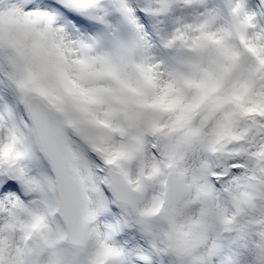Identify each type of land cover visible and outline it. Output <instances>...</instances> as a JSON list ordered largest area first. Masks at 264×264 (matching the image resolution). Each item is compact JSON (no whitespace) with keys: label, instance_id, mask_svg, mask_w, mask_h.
<instances>
[{"label":"snow or ice","instance_id":"1","mask_svg":"<svg viewBox=\"0 0 264 264\" xmlns=\"http://www.w3.org/2000/svg\"><path fill=\"white\" fill-rule=\"evenodd\" d=\"M154 3L144 11L167 9ZM228 7L206 16L246 23L259 65L236 62L161 123L142 85L173 75V53H151L134 0L0 3V264H264V31L249 34L239 0ZM94 10L130 35L78 33L74 13Z\"/></svg>","mask_w":264,"mask_h":264},{"label":"clouds","instance_id":"2","mask_svg":"<svg viewBox=\"0 0 264 264\" xmlns=\"http://www.w3.org/2000/svg\"><path fill=\"white\" fill-rule=\"evenodd\" d=\"M246 23L225 21L208 15L198 26L182 25L169 38L173 50V75L156 73V87L143 86L150 110L158 112L160 122L179 121L202 98L205 91L215 92L226 85L228 70L236 62L245 60L259 65L251 51L241 43ZM182 69L186 79L176 80L175 70ZM172 80L174 83L169 84ZM179 88L180 91L175 89ZM243 89L233 90L228 100L235 101Z\"/></svg>","mask_w":264,"mask_h":264},{"label":"rangeland","instance_id":"3","mask_svg":"<svg viewBox=\"0 0 264 264\" xmlns=\"http://www.w3.org/2000/svg\"><path fill=\"white\" fill-rule=\"evenodd\" d=\"M102 4L109 5V0H100ZM136 7V16L139 22L144 26L145 31L152 34L155 38L161 41L162 38L170 36L174 31L185 24H195L209 13L210 10H216L221 14V18L228 17L229 5L233 0H167V9L158 13H148L144 11L146 6L150 4L156 6L154 0H134ZM220 2L227 5V9L222 11ZM242 4L243 12L248 13L252 16V24L248 28L250 35L256 32L264 31V7H261V13L258 16L254 3L260 5V0H239ZM3 3V0H0ZM261 6V5H260ZM103 12V10H99ZM98 14V11L94 10L90 13H74L75 16L79 17L81 23L76 25L78 33L84 35H102L105 39H110L109 30L110 26L115 25L119 29V33L123 37L130 35L129 24L119 16V14L112 11L103 12L105 20L108 21V25L102 24L94 17ZM96 26L93 29L90 26ZM149 39V38H148ZM151 53L162 59L168 58L172 53V49H165L164 53L159 54L155 49L151 47ZM102 215V214H101ZM123 235V233H121ZM131 243V241H129ZM134 258L129 255L128 258L123 261L117 259L113 261V264H133ZM158 264V261H157Z\"/></svg>","mask_w":264,"mask_h":264}]
</instances>
